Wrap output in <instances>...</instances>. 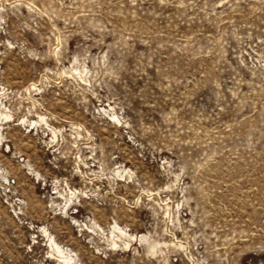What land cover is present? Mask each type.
I'll return each mask as SVG.
<instances>
[{
  "label": "rangeland",
  "instance_id": "1",
  "mask_svg": "<svg viewBox=\"0 0 264 264\" xmlns=\"http://www.w3.org/2000/svg\"><path fill=\"white\" fill-rule=\"evenodd\" d=\"M0 111V264H264V0H0Z\"/></svg>",
  "mask_w": 264,
  "mask_h": 264
},
{
  "label": "bare ground",
  "instance_id": "2",
  "mask_svg": "<svg viewBox=\"0 0 264 264\" xmlns=\"http://www.w3.org/2000/svg\"><path fill=\"white\" fill-rule=\"evenodd\" d=\"M1 112V111H0ZM1 115V113H0ZM6 116H9V115H6ZM1 129V128H0ZM53 130V129H52ZM56 131V130H55ZM2 137V134L0 133V139ZM76 192V190H75ZM75 192L73 191V193L75 194ZM72 193V192H71ZM113 228H114V232H118L120 234H123L124 236L127 235L128 233H126L125 229L122 227V226H119L118 224H115L113 225ZM44 231L45 228L43 229ZM51 235V234H50ZM49 236V235H48ZM52 236V235H51ZM50 236V239L51 240V246L54 247V249L56 250V252L58 253V256L60 257V261L64 262L65 264H76V262H74V255L72 253V251L69 249H65L63 245H60L53 237ZM129 236H132V237H135L136 240L140 241L142 239H145V236L144 235H141L139 237V235H134V234H131ZM128 239V238H127ZM121 242V241H120ZM114 243V242H113ZM115 244V243H114ZM118 246V245H117ZM155 248V247H154ZM55 252V251H54ZM55 252V253H56Z\"/></svg>",
  "mask_w": 264,
  "mask_h": 264
}]
</instances>
